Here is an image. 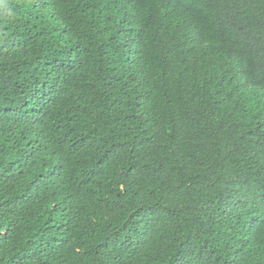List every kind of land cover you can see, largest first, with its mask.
<instances>
[{"label": "trees", "instance_id": "obj_1", "mask_svg": "<svg viewBox=\"0 0 264 264\" xmlns=\"http://www.w3.org/2000/svg\"><path fill=\"white\" fill-rule=\"evenodd\" d=\"M0 264H264V0H0Z\"/></svg>", "mask_w": 264, "mask_h": 264}]
</instances>
